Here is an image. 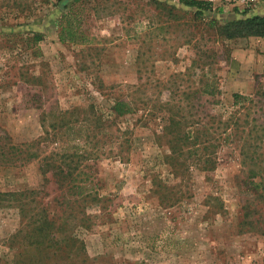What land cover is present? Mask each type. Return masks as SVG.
Returning a JSON list of instances; mask_svg holds the SVG:
<instances>
[{
  "label": "rangeland",
  "instance_id": "1",
  "mask_svg": "<svg viewBox=\"0 0 264 264\" xmlns=\"http://www.w3.org/2000/svg\"><path fill=\"white\" fill-rule=\"evenodd\" d=\"M12 1L0 0V17L9 16L0 21V191H34L28 208L44 207L56 225L66 215L61 196L91 195L99 202L75 206L84 207L78 217L87 221L66 228L75 227L79 245L69 259L66 251L28 248L16 235L20 204L1 197L0 264H264V235L242 225L248 214L264 228V196H258L264 191V136L249 145L261 167L253 178L248 168L255 161L240 151L249 124L241 123L232 140L218 138L210 170L195 159L194 145H171L163 129L168 112L198 118L200 125H213L212 115L224 121L237 109L241 121L246 111L264 121V38L212 41L207 19L191 22V13L174 7L183 17L168 13L164 3L178 0H82L72 23L76 40L62 42L57 0H23L24 9L32 8L26 17H13ZM207 1L221 23L264 15L262 1ZM32 31L42 39L29 44ZM207 48L223 53L212 69ZM212 81L214 95L205 91ZM234 92L254 101L233 106ZM115 98L135 100L139 108L117 117ZM4 135L15 145L34 142L36 156L4 167ZM75 151L88 178L71 194L40 167L44 156L58 162L60 153Z\"/></svg>",
  "mask_w": 264,
  "mask_h": 264
},
{
  "label": "trees",
  "instance_id": "2",
  "mask_svg": "<svg viewBox=\"0 0 264 264\" xmlns=\"http://www.w3.org/2000/svg\"><path fill=\"white\" fill-rule=\"evenodd\" d=\"M42 2L47 3L48 0H42ZM12 3L16 4V12H14L13 17H26L28 16V13L32 12V8L30 7H26L24 9L26 4L23 0L12 1ZM10 4L11 3L9 2L6 6L9 8L11 7ZM81 4L82 0H57V9L55 12L56 15L58 13L56 20L59 28L60 41L64 42L67 40H76L77 31L72 23L78 20L80 15L78 8ZM164 6L167 8L168 13L177 20H180L183 15L175 13L172 10L173 7L183 11L184 14H187L188 12L191 13V22L194 21L197 23L198 21L207 19L208 27L211 28L213 34L216 36V39L211 37L212 41H217L218 38L234 39L248 36H259L264 38V15H243L221 23L216 17L218 14L217 12L219 11L215 12L212 8V4L207 0H178V4H172V7L168 6L166 3H164ZM7 14L3 13L0 17V21L9 17ZM181 24L189 25L188 21H183ZM32 32L33 33H31V35L26 36V40L29 44L37 43L42 39V33L37 31ZM191 36H193V34H191ZM206 51L209 52L208 67L212 69V65L217 63V56H220L223 53H217L214 48H207ZM227 58L228 55L226 54L225 59ZM205 91L210 95H214L218 92L214 81L206 85ZM257 92L258 89L255 93ZM261 94L264 96V89ZM232 98L233 106L238 107L243 105L245 101H254L252 96L243 95L238 92H234L232 94ZM139 104L135 100L115 98L111 104V111L117 117L124 116L135 112L139 108ZM170 105H172V102L171 100H168L164 102L163 106L167 110ZM235 112L238 113L239 110L237 109ZM235 112H231L228 118L224 121L218 120L216 116L212 115L213 125H200L203 121L200 122V119L198 118L188 120L185 117H180L173 112H168L167 116L164 117L165 122L163 129H165V133L172 136V139L169 141L171 145H185L188 141L190 145H194L191 152L194 153L195 159L197 161L202 160V168L204 170H210L214 168V148L221 142L218 138L222 136V134H225L222 138L223 141H227L228 139L232 140L235 136H237L238 128L241 126V123L249 124V129H247L240 151L245 157L249 158V160L253 158L252 161H255L254 157L256 150H251L249 145H257L254 141L260 139L261 137L263 138L264 121L260 119V115L256 117L253 115V117H250L249 111L243 113V119L241 121V117L234 115ZM218 129H221V131H218ZM3 138L5 141L4 144L1 145H9V147L6 148L5 146L1 147V158L4 167L21 166L36 156V151L33 149L34 142H23L15 145L11 143L8 135H4ZM175 153L176 150L173 149V154ZM81 156L82 155H79L76 151L71 153L63 152L59 154L61 159L58 162H56L54 157H51V155L47 157L44 156L40 167L42 170L41 173L46 175L49 172L51 176L55 178V182L58 184V187H65L68 192L83 188V183L87 180L88 175L83 178L85 173L81 165L78 164V161L74 160V158L79 159ZM50 157L51 160L49 159ZM173 159H175V157H173ZM175 166L176 164H173L174 168ZM260 170L261 167H259L255 161L253 165L248 168V175L254 178L258 175ZM251 183L255 186L257 185L254 181H251ZM33 193L34 191L32 190L0 191V198L2 197L3 199L9 201H16L20 204L22 227L16 232V235H21V237L26 240L25 242L28 248H32L33 251H36L37 253H43V251H47L49 249L53 250V253L55 254L58 253V251H66L69 259H71L72 256L78 254L79 246L77 244L76 236L73 233V229H75V227L77 228L78 222L82 223L87 221L86 217L81 216L79 218L78 214L80 212L84 214L82 209L84 207L86 208L87 204L88 206H91V202H95V204H97L99 199L96 196L91 195H85L82 197L70 195L61 196L59 205H64L65 209H63V213L65 212L66 215L60 223L56 225V219L54 216L52 218L45 211L44 207L41 208L33 205L28 208L29 200L34 201V199H31ZM70 193L72 194V192ZM258 196H264V191H261ZM78 202L84 203V207L81 206L80 210L75 208L76 205H78L77 207L79 208ZM244 216L246 219H244L245 221L242 225L245 226V230L255 231L260 235H264V228L261 229L260 227H256L257 222L255 219L248 217V214H244ZM74 220H77L76 223H74L75 227L71 229L70 232H67V226L71 225ZM81 225L79 224L78 226ZM67 229H69V227ZM72 263L70 262V264Z\"/></svg>",
  "mask_w": 264,
  "mask_h": 264
},
{
  "label": "built area",
  "instance_id": "3",
  "mask_svg": "<svg viewBox=\"0 0 264 264\" xmlns=\"http://www.w3.org/2000/svg\"><path fill=\"white\" fill-rule=\"evenodd\" d=\"M227 3H232V4H244V5H252V4H257L260 1H262V4L264 5V0H224Z\"/></svg>",
  "mask_w": 264,
  "mask_h": 264
},
{
  "label": "crops",
  "instance_id": "4",
  "mask_svg": "<svg viewBox=\"0 0 264 264\" xmlns=\"http://www.w3.org/2000/svg\"><path fill=\"white\" fill-rule=\"evenodd\" d=\"M259 10H260V8H259Z\"/></svg>",
  "mask_w": 264,
  "mask_h": 264
}]
</instances>
